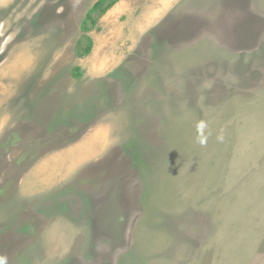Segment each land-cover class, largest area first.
<instances>
[{
  "label": "rangeland",
  "instance_id": "374dc122",
  "mask_svg": "<svg viewBox=\"0 0 264 264\" xmlns=\"http://www.w3.org/2000/svg\"><path fill=\"white\" fill-rule=\"evenodd\" d=\"M98 1L0 0V264H264V0Z\"/></svg>",
  "mask_w": 264,
  "mask_h": 264
},
{
  "label": "crops",
  "instance_id": "0c3cea01",
  "mask_svg": "<svg viewBox=\"0 0 264 264\" xmlns=\"http://www.w3.org/2000/svg\"><path fill=\"white\" fill-rule=\"evenodd\" d=\"M113 130L112 125L108 124L92 129L71 148L48 156L41 165L42 169H37L38 172L42 177H50L54 181H68V178L78 175L87 165H96L107 158L108 144L114 143L111 135L116 129ZM27 186L32 189L31 185Z\"/></svg>",
  "mask_w": 264,
  "mask_h": 264
},
{
  "label": "trees",
  "instance_id": "16d2710c",
  "mask_svg": "<svg viewBox=\"0 0 264 264\" xmlns=\"http://www.w3.org/2000/svg\"><path fill=\"white\" fill-rule=\"evenodd\" d=\"M117 0H100L98 1L95 6L92 8V10L87 15V21H94L93 16L96 12L101 11L102 14L106 13L110 8H112L116 4ZM96 22V21H94ZM91 46L87 49L86 54H89L91 51Z\"/></svg>",
  "mask_w": 264,
  "mask_h": 264
}]
</instances>
